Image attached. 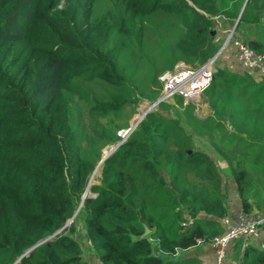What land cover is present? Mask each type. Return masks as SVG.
<instances>
[{"label":"trees","instance_id":"1","mask_svg":"<svg viewBox=\"0 0 264 264\" xmlns=\"http://www.w3.org/2000/svg\"><path fill=\"white\" fill-rule=\"evenodd\" d=\"M95 1L0 0V264L61 228L85 191L76 220L15 264H89L76 231L100 264H197L176 254L222 231L232 194L244 213L264 209V77L217 64L201 94L210 115L192 114L180 96L160 102L102 160L88 191L101 154L81 153L68 105L74 94L94 113L119 110L121 94L92 99L82 82L123 84V58L151 56L176 25V49L205 63L240 10L222 0H109L98 14ZM263 24L264 0H246L234 33L264 54V38L254 37ZM194 133L231 159L225 179ZM143 224L149 232L140 236ZM238 264H264V250L245 246Z\"/></svg>","mask_w":264,"mask_h":264},{"label":"rangeland","instance_id":"2","mask_svg":"<svg viewBox=\"0 0 264 264\" xmlns=\"http://www.w3.org/2000/svg\"><path fill=\"white\" fill-rule=\"evenodd\" d=\"M243 1L244 0H222L223 6H225L226 9L235 11L240 10ZM109 5V0H96L94 10L96 13L100 14ZM182 31L183 28L180 25H176L174 29L163 38L160 47L157 48L151 56L124 57L120 65V72L124 77L123 84H110L97 78L82 82V85L92 99L106 101L111 98L110 96L113 93L121 94L125 102L119 110L97 114L92 112L82 99L74 94L70 95L68 105L69 123L77 134V141L82 154H86L89 150H94L102 155L104 151H107L115 143L114 137H119L118 132L130 126L134 116L140 114L143 109L149 108V105L155 100V96H157L161 87L159 75L164 70L171 68L179 61L197 66L196 62L188 60L175 47V41L181 35ZM225 39L226 33L220 38L221 44L218 50ZM218 50L216 51L217 53ZM216 52V57L213 62L214 67L217 64H221L223 61V55H217ZM132 54L136 55V52ZM169 103L172 102L169 101ZM183 105L185 104L183 103ZM157 107L158 106H156V108ZM184 108V106H181L177 109L176 113L184 117L185 115L183 112H187L183 111ZM151 110L155 109L151 107L149 111ZM169 113L173 116L175 114L173 111ZM191 113L199 118H205L211 114V109L207 103H204L202 107L192 106ZM194 138L196 145L207 150L217 165L224 170H221L220 175L221 178L225 179L226 174L224 172H226L225 169L229 167L231 159L221 156L219 152L217 153L213 145L207 144L208 140L205 139V137L198 136L194 133ZM247 167L251 178L255 179L259 173L258 166L249 163ZM93 171L89 176V184L96 181L100 173V167L98 166V168ZM74 218L76 220V214ZM73 235L80 242L84 259H86L89 264H99L96 255L89 247L88 240L78 231L74 232Z\"/></svg>","mask_w":264,"mask_h":264},{"label":"built area","instance_id":"3","mask_svg":"<svg viewBox=\"0 0 264 264\" xmlns=\"http://www.w3.org/2000/svg\"><path fill=\"white\" fill-rule=\"evenodd\" d=\"M217 28L222 29V21L218 16L213 17ZM226 33V39L222 43L219 53L230 50L238 63L252 72L255 80L264 77V54L250 48L242 37L234 33V26L222 29ZM217 54V55H218ZM214 59H209L205 63L197 66L189 65L184 61L176 62L171 69L164 70L159 75L161 87L154 101L149 108L144 109L145 114L160 102H173L175 96H180L184 104H191L194 107H202L201 100L203 90L209 85L213 71ZM143 115V114H142ZM191 217H187L183 226L191 223ZM222 227L220 233L215 234L208 243L215 248V264H222L227 246L241 238L257 234L264 228V209L252 213L239 211L234 217L225 215L219 217ZM206 243L203 238L196 239V245Z\"/></svg>","mask_w":264,"mask_h":264},{"label":"crops","instance_id":"4","mask_svg":"<svg viewBox=\"0 0 264 264\" xmlns=\"http://www.w3.org/2000/svg\"><path fill=\"white\" fill-rule=\"evenodd\" d=\"M244 30L240 31L241 34L245 32ZM251 30L255 31V25H252ZM256 31L257 34H255L254 37L264 38V31H261L260 26L256 27ZM222 32H224V30H222ZM242 38H244V36H242ZM222 59L223 61L221 64L230 69L239 70L240 68H242V66L238 63V61L235 59V56L230 50H226L223 52ZM229 207L230 209L229 213L227 214L228 216L234 217L240 211L239 202L235 194H232L230 197ZM247 245L264 250V228L255 235L249 236L247 238H241L237 241L230 243L226 248L222 264H238L239 258L244 250V247ZM176 256H192L196 260L197 264H215V248L211 243H203L192 246L184 251L178 252Z\"/></svg>","mask_w":264,"mask_h":264},{"label":"water","instance_id":"5","mask_svg":"<svg viewBox=\"0 0 264 264\" xmlns=\"http://www.w3.org/2000/svg\"><path fill=\"white\" fill-rule=\"evenodd\" d=\"M245 2H246V0H244L243 1V4H242V6H241V8H240V11H239V14H240V12L242 11V9H243V7H244V4H245ZM253 7L254 8H256V5H253ZM239 14H238V16H239ZM262 13L261 12H258V15H261ZM238 16H237V18H236V20H235V23L233 24V26H235V24H236V22H237V20H238ZM215 32V30H212L211 31V33L213 34ZM246 40V39H245ZM219 53V52H218ZM217 52H216V54H218ZM216 57V55L214 54L212 57H211V59H214ZM154 103H156V101H154ZM144 115H145V112L143 113V115L140 117V119L139 120H137V121H135V123H133V124H131L130 126H128L126 129H125V136H120V139L119 140H117L107 151H104V153L100 156V158H99V161H98V163L95 165V167L96 166H100V164H101V162H102V160L104 159V158H106V157H108L117 147H118V145L120 144V143H122L123 141H124V139L126 138V136L132 131V129L136 126V124L144 117ZM118 135H119V132H118ZM94 167V168H95ZM94 170V169H93ZM88 185H89V181H88V184H87V186H86V190H87V188H88ZM85 194H86V191L83 193V195H82V197H81V200L79 201V203H78V205H77V207L75 208V210H74V212H73V214H72V216L65 222V224L61 227V228H59L58 230H56L54 233H52L51 235H49V236H46V237H44V238H42V239H40V240H38L36 243H34L33 245H31L30 247H28L22 254H20L14 261H13V263L12 264H15L22 256H27V255H29V253L31 252V250L35 247V246H37L38 244H40V243H43V242H45V241H47V240H49L54 234H56V233H58L60 230H62L65 226H67V225H69L71 222H72V220H73V218H74V216H75V214L77 213V211H78V209L80 208V206H81V202H82V198L85 196ZM77 224L79 225V226H81V222H80V220L79 219H77ZM143 227H144V230H143V232H142V234L140 235V236H144V235H146V234H148V232H149V228L145 225V224H143ZM81 231L83 232L84 231V229H81Z\"/></svg>","mask_w":264,"mask_h":264},{"label":"bare ground","instance_id":"6","mask_svg":"<svg viewBox=\"0 0 264 264\" xmlns=\"http://www.w3.org/2000/svg\"><path fill=\"white\" fill-rule=\"evenodd\" d=\"M218 52H219V50H218ZM143 111H144V109L141 111L140 114H137V115L134 116L133 122H132L131 124L135 123V121H137V120L140 119V117H141L142 114H143ZM125 135H126V134H125V129L121 130V133L119 134V136H125ZM103 151H104V150H103ZM97 168H98V166H96L94 169H97ZM93 172H94V171H93Z\"/></svg>","mask_w":264,"mask_h":264}]
</instances>
